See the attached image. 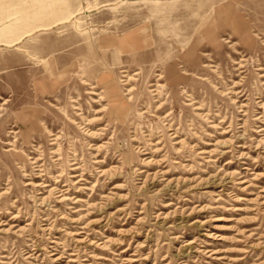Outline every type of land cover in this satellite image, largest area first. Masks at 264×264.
<instances>
[{
  "label": "rangeland",
  "instance_id": "374dc122",
  "mask_svg": "<svg viewBox=\"0 0 264 264\" xmlns=\"http://www.w3.org/2000/svg\"><path fill=\"white\" fill-rule=\"evenodd\" d=\"M0 264H264V0H0Z\"/></svg>",
  "mask_w": 264,
  "mask_h": 264
}]
</instances>
